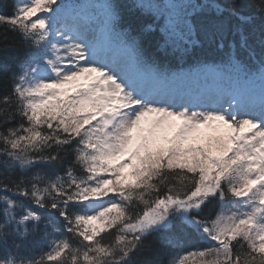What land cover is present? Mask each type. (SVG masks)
Segmentation results:
<instances>
[{"label":"snow or ice","instance_id":"obj_1","mask_svg":"<svg viewBox=\"0 0 264 264\" xmlns=\"http://www.w3.org/2000/svg\"><path fill=\"white\" fill-rule=\"evenodd\" d=\"M0 264H264V0H0Z\"/></svg>","mask_w":264,"mask_h":264},{"label":"trees","instance_id":"obj_2","mask_svg":"<svg viewBox=\"0 0 264 264\" xmlns=\"http://www.w3.org/2000/svg\"><path fill=\"white\" fill-rule=\"evenodd\" d=\"M4 2L10 3L11 0H4ZM238 2L243 6V10L247 11L249 9V7L251 5H253L254 0H238ZM2 11H4L5 13H7L8 12V9L7 8H4V9H2ZM154 35H155V33H149L145 37L142 35L141 39H142L143 42H145L148 36L151 37V38H153ZM147 46L150 47V39L147 41ZM18 55L22 58L23 53H19Z\"/></svg>","mask_w":264,"mask_h":264},{"label":"rangeland","instance_id":"obj_3","mask_svg":"<svg viewBox=\"0 0 264 264\" xmlns=\"http://www.w3.org/2000/svg\"><path fill=\"white\" fill-rule=\"evenodd\" d=\"M87 4H96V3H94L93 1H90V2L88 1ZM199 96L202 97V95H200V94H199Z\"/></svg>","mask_w":264,"mask_h":264}]
</instances>
